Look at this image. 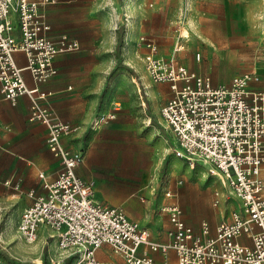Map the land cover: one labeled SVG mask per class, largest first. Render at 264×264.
<instances>
[{
	"label": "built area",
	"instance_id": "built-area-1",
	"mask_svg": "<svg viewBox=\"0 0 264 264\" xmlns=\"http://www.w3.org/2000/svg\"><path fill=\"white\" fill-rule=\"evenodd\" d=\"M58 0H0V92L16 104L18 97L30 99V120L47 126V144L60 159L61 169L53 182H44L45 195L36 197L19 216L18 232L27 242L47 233L58 248L79 258L80 263L99 264L96 251L109 245L126 264H264V92L250 86L259 80L255 72L235 75L231 82L214 84L208 76L195 74L174 58L159 54L154 39L141 36L148 52L147 70L154 81H168L171 96L160 108L163 125L173 140L174 154L191 168L203 163L210 175L218 178L214 205L232 206L231 220L218 224L216 235L209 236V224L203 221L196 233L183 219L178 203L163 206L169 214L171 241L151 239L150 231L126 215L121 207L96 198L94 182L77 173L85 154L80 148L67 147L64 138L75 137L79 125L62 122L56 113L42 104L45 93L29 87L24 77L28 70L37 83L57 73L54 58L58 54L81 49L77 39L66 34L57 39L44 35L50 29L43 8ZM180 34L174 51L183 49ZM24 52L25 66H19L16 52ZM116 111L97 114L93 128L116 118ZM44 178V173L39 174ZM178 185L183 183L177 180ZM167 197L176 196L164 189ZM237 201V203L235 202ZM246 236L251 244L242 243ZM160 251L156 262L141 246Z\"/></svg>",
	"mask_w": 264,
	"mask_h": 264
},
{
	"label": "rangeland",
	"instance_id": "rangeland-1",
	"mask_svg": "<svg viewBox=\"0 0 264 264\" xmlns=\"http://www.w3.org/2000/svg\"><path fill=\"white\" fill-rule=\"evenodd\" d=\"M91 3L96 5L94 12L111 11L112 16L116 13L114 22L111 20L116 33L120 25L124 27L121 56H116L115 40L113 50L107 51V61L131 62L133 71L126 68L122 71L114 84V93L139 98V113L132 116L133 120L138 117V126L131 125L130 118L124 119L121 126L104 138L102 180L119 185L122 177L112 171L123 170L128 173L123 180L129 185L142 186L145 181L147 186H154L155 196L159 197L165 195L164 189L176 187V181L182 179L178 188L186 193L187 208L195 214L201 206L197 197L213 194L220 182L209 174L208 165L200 163L191 168L174 154L171 135L160 123L159 115L154 114L170 98V83L154 81L146 67L147 48L139 39L141 36L154 39L164 58H174L189 71L210 77L216 85L231 82L237 74L255 72L259 80L250 86L264 92V0H91ZM98 18L101 20L102 14ZM127 31L133 32L131 39L125 38ZM184 31L188 36L183 38V49L175 52V42ZM133 77H137L139 91ZM145 84L154 89L153 95L148 94ZM142 100L151 116L147 127H143L146 116ZM6 186L0 181V264H87L59 249L56 239L48 238L47 233L34 242L21 237L17 227L22 196L17 195V189ZM202 209L211 213V208ZM99 264L125 263L107 254Z\"/></svg>",
	"mask_w": 264,
	"mask_h": 264
},
{
	"label": "crops",
	"instance_id": "crops-1",
	"mask_svg": "<svg viewBox=\"0 0 264 264\" xmlns=\"http://www.w3.org/2000/svg\"><path fill=\"white\" fill-rule=\"evenodd\" d=\"M43 11L50 25V29L43 32L44 35L57 39L66 34L77 39L81 49L58 54L54 58L57 73L47 81L35 82L28 70L24 71V77L29 87L38 86L40 91L46 94L42 104L52 109L60 121L81 127L75 137L63 140L65 146L80 148L85 154L83 163L77 167L78 175L86 181L94 182L96 198L100 202L121 207L128 217L147 227L152 240L161 243L171 241L169 231L173 226L169 214L160 209L174 203L181 206L183 219L196 233L201 232L202 222L207 221L209 236L216 235L218 224L224 220H231L232 206L227 203L215 206L214 192L202 196L199 194L197 198L201 206L192 214L193 212L187 208V195L178 188L177 181L176 187L168 188L175 190L176 196L156 197L154 186H147L145 181L142 186L137 187L124 181L128 173L123 170L112 171L122 177L119 185H110L102 180L105 177L102 172L105 165L103 160L106 150L105 136L112 134L116 127L121 126L124 119L130 118L131 125L138 126V117L132 119L133 115L137 116L139 113L138 95L122 96L116 95L113 91L122 71L125 68L132 70L133 64L121 62L123 65L118 66L117 62L107 61V51L113 50L115 40L117 42V33L111 24V20L114 22L117 15L115 13L112 16L111 11L99 12L102 14L100 20L98 18L100 14L94 12L96 5L91 3V0H58L56 3L46 5ZM92 15L95 18H91ZM132 35L133 32L127 31L125 38L131 39ZM15 59L19 66L23 67L27 63L24 52H16ZM133 81L139 91L137 77H133ZM144 86L146 87V84ZM148 99L151 101L150 97ZM141 105L146 116L143 127H147L151 124V116L146 113L145 100L141 101ZM160 108L157 113H153L159 115V121L163 125ZM114 110L116 118L99 128L91 126L97 114ZM29 116L30 99L27 95L19 96L14 105L0 92V181L7 185L6 188L17 189V195L22 196L21 213L36 197L47 193L44 182H53L61 169L60 159L52 153L47 144V126L39 121L30 120ZM40 173H44V178H40ZM262 176L264 177V166ZM202 207L211 208V213H204ZM239 241L251 244V240L246 236L239 238ZM144 251L154 257L156 262L163 261L160 251H153L143 245L139 248V253ZM107 254L114 255L126 264L109 245H104L96 251L99 262L101 257ZM168 260L172 264L177 262L175 250H169Z\"/></svg>",
	"mask_w": 264,
	"mask_h": 264
},
{
	"label": "trees",
	"instance_id": "trees-1",
	"mask_svg": "<svg viewBox=\"0 0 264 264\" xmlns=\"http://www.w3.org/2000/svg\"><path fill=\"white\" fill-rule=\"evenodd\" d=\"M124 34V27L123 25H120L118 27V30H117V42H116V56L119 58L121 56V48H122V45L124 43V38H123V35ZM117 65L118 66H122L123 64L121 62H117ZM131 70V69H130ZM133 71V70H131ZM17 264H23V263H17Z\"/></svg>",
	"mask_w": 264,
	"mask_h": 264
},
{
	"label": "bare ground",
	"instance_id": "bare-ground-1",
	"mask_svg": "<svg viewBox=\"0 0 264 264\" xmlns=\"http://www.w3.org/2000/svg\"><path fill=\"white\" fill-rule=\"evenodd\" d=\"M184 33H185V34H183L184 36H188L187 31H184ZM146 88H147L148 94H150V95H153L154 94V89L151 87V85L146 84Z\"/></svg>",
	"mask_w": 264,
	"mask_h": 264
}]
</instances>
